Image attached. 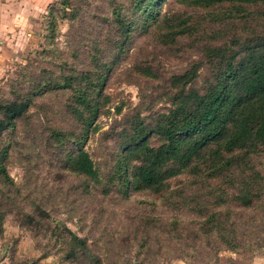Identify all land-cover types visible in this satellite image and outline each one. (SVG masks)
Returning a JSON list of instances; mask_svg holds the SVG:
<instances>
[{"label":"rangeland","instance_id":"rangeland-1","mask_svg":"<svg viewBox=\"0 0 264 264\" xmlns=\"http://www.w3.org/2000/svg\"><path fill=\"white\" fill-rule=\"evenodd\" d=\"M132 1L67 0L61 8L59 0L40 53L1 79L0 104L29 102L13 126L4 127L0 112L1 260L264 264V150L242 167V182L250 174L263 187L251 208L233 200L232 172L204 173L212 148L227 154L220 143L159 191L136 185L137 162L126 157L133 134L161 142L153 128L177 90L173 75L189 72L192 81L179 88L204 92L227 64L264 53V2L163 0L150 3L160 11L156 21ZM40 81L70 87L28 100ZM84 102L98 106L88 129ZM76 139L94 162L95 180L71 167Z\"/></svg>","mask_w":264,"mask_h":264},{"label":"trees","instance_id":"trees-1","mask_svg":"<svg viewBox=\"0 0 264 264\" xmlns=\"http://www.w3.org/2000/svg\"><path fill=\"white\" fill-rule=\"evenodd\" d=\"M66 1L62 0L61 5L58 1L48 7L43 45L30 52L25 61L30 57H36L42 50L46 38L53 34L55 23L50 16L59 5L63 8ZM158 1L163 0H133L132 3L135 10L141 7L142 14L148 8L150 15L158 21L160 11L150 7V3H158ZM190 1L209 5L224 0ZM229 1L264 2V0ZM122 28L125 31L127 29L123 22ZM192 79L193 75L189 72L172 76L171 84L176 86L177 90L170 93V107L166 112L158 114L153 128L160 136L159 144L147 143L144 134H133V145L128 148L126 157L131 156L137 162L131 166L134 181L139 188L159 191L167 180L188 169L194 160L201 158L205 151L210 149L211 144L220 143L227 154L222 153L223 150L218 146L212 148L210 151L212 157L205 163L204 173L219 177L224 171L232 172L234 176L232 185L238 188L233 200L237 206L251 208L255 202L262 199L263 187L261 182L250 174V180L242 182V175L246 173L242 167L246 157L264 150V53L249 56L235 65L227 64L215 77L214 83H210L204 92L193 89L185 91L179 88ZM68 87L69 84L58 81L49 86L46 82L40 81L27 99L30 100L31 97L48 90ZM28 104L26 100L0 104V112L4 113L1 121L4 127L13 126L14 121L21 117ZM84 105H87L88 109V115L84 118L88 129L96 119L98 106L90 102H84ZM86 136L87 134L83 138ZM75 143L76 150L70 157L71 167L89 180L97 179V169L85 150L83 141L76 139ZM6 152L7 147L2 152V161ZM2 167L1 165L0 169ZM233 169L242 171L235 173Z\"/></svg>","mask_w":264,"mask_h":264},{"label":"crops","instance_id":"crops-1","mask_svg":"<svg viewBox=\"0 0 264 264\" xmlns=\"http://www.w3.org/2000/svg\"><path fill=\"white\" fill-rule=\"evenodd\" d=\"M59 0H0V82L17 63L40 48L48 7ZM1 260L0 264H6Z\"/></svg>","mask_w":264,"mask_h":264}]
</instances>
